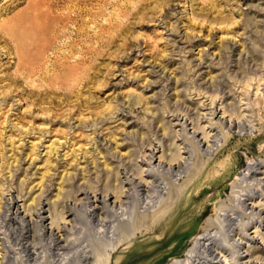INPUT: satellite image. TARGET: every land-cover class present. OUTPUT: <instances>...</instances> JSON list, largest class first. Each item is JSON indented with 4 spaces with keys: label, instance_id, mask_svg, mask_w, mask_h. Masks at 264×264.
<instances>
[{
    "label": "rangeland",
    "instance_id": "rangeland-1",
    "mask_svg": "<svg viewBox=\"0 0 264 264\" xmlns=\"http://www.w3.org/2000/svg\"><path fill=\"white\" fill-rule=\"evenodd\" d=\"M33 14H40L36 23L46 32L36 38L19 31L17 41H10L4 26L30 23ZM68 14L79 21L58 35ZM95 33L103 36L99 43ZM84 45L93 48L89 61L72 65ZM17 46L25 48L21 61ZM242 77L249 88L240 84ZM205 87L210 93L200 95ZM224 92L233 113L247 118V131L233 129L229 118L219 120ZM196 112L209 116L199 121ZM193 114L218 134L211 152L174 125L173 115ZM146 144L166 152L174 169L154 173L156 179L143 175ZM251 164L264 169V0H0V201L13 198L19 207L32 208L33 199L47 191L62 210L82 198L78 188L122 195L114 211H101L103 226L85 216L86 201L78 202L82 217L67 229L72 246L63 252L69 253L66 264H194L206 257L201 245L217 233L225 254L210 264H235L232 245L246 233L256 237L250 244L253 264H264V241L256 236L260 226L264 234V209L245 212L239 203L253 191L257 203L262 200L264 187L241 176ZM126 177L134 184L151 182L149 195L137 194ZM60 191L65 196L58 199ZM229 219L237 221V232H230ZM0 222V264L54 263L46 233L32 229L40 256L34 262L22 252L20 225ZM85 250L90 262L80 258Z\"/></svg>",
    "mask_w": 264,
    "mask_h": 264
},
{
    "label": "bare ground",
    "instance_id": "bare-ground-1",
    "mask_svg": "<svg viewBox=\"0 0 264 264\" xmlns=\"http://www.w3.org/2000/svg\"><path fill=\"white\" fill-rule=\"evenodd\" d=\"M87 1V0H84ZM89 1V0H88ZM96 2V1H95ZM43 5V4H42ZM76 5V4H75ZM36 10V9H35ZM51 10V9H50ZM70 13V12H69ZM90 13V12H89ZM100 13V12H99ZM31 14V13H30ZM87 14V13H86ZM79 15V14H78ZM90 14H87V16H89ZM30 16V15H29ZM61 17V16H60ZM80 17V16H79ZM79 17L75 18L72 17L71 14L66 15V17L64 19H61L59 25L62 23L63 26L61 29L57 30L58 35H60L61 32L66 31L67 28H69V26L71 25H76L79 21ZM90 17V16H89ZM94 17V16H93ZM32 19V22H28V23H23L21 21H17V24H9V25H5L4 26V30L6 31V37L12 41V42H16L18 35H19V31H31L34 33L35 37L37 38L38 35H40L41 33H43L45 31V29H43L42 26H39V24H37L36 22H39L41 19L40 14H33L29 17V19ZM104 18V17H103ZM45 19V18H44ZM49 20V18H47ZM24 21V20H23ZM28 21V20H27ZM31 21V20H30ZM63 21V22H62ZM41 24V23H40ZM47 25V24H46ZM57 25V24H56ZM59 28V27H58ZM106 27L104 25H102L100 27V30L102 31L101 33L105 32ZM80 31V30H79ZM96 31V30H95ZM46 32V31H45ZM77 32V31H76ZM82 32V31H81ZM112 32V31H111ZM32 33V34H33ZM107 33V32H106ZM66 34V33H65ZM80 33H78L79 35ZM96 34V33H95ZM62 35V34H61ZM87 35V34H86ZM104 35V34H103ZM54 36V35H53ZM67 36V35H66ZM71 36V35H70ZM82 36V35H81ZM34 37V40H36V38ZM58 37V36H57ZM75 37V36H74ZM95 37V36H94ZM103 37L101 35L96 34V39L99 43V39ZM79 38V37H78ZM62 39V38H61ZM64 39V38H63ZM69 39V38H68ZM71 39V38H70ZM102 39V38H101ZM100 39V40H101ZM104 39V38H103ZM59 40V39H58ZM84 40V39H83ZM82 40V41H83ZM87 40V39H86ZM73 41V39H72ZM103 41V40H102ZM61 42V41H60ZM70 42V41H69ZM76 42V41H75ZM107 42V41H106ZM59 43V42H58ZM72 43V42H71ZM94 43V42H92ZM65 44V43H64ZM69 44V43H68ZM77 44V43H76ZM103 44V43H102ZM56 45L58 46V44L56 43ZM66 45V44H65ZM79 45V44H78ZM85 45H87V42L85 43ZM82 47V52L80 53L81 58L79 60H77L74 64L72 65H86L87 60L86 56L90 55L91 52H93V48L88 46ZM98 45V44H97ZM104 45V44H103ZM16 46V45H15ZM69 46V45H67ZM66 46V47H67ZM96 46V45H95ZM101 46V45H100ZM14 47V46H13ZM55 47V46H54ZM72 47V46H71ZM75 47V46H74ZM80 47V45H79ZM61 48V47H60ZM69 48V47H68ZM76 48V47H75ZM74 48V50H75ZM25 48L22 47L20 48L19 46H17L15 48V53H16V57L18 58V61H21L24 54L23 51ZM43 49V48H42ZM41 49V50H42ZM51 49V48H50ZM66 49V48H62ZM73 49V48H72ZM71 49V50H72ZM95 49V48H94ZM12 50V49H11ZM53 50V49H52ZM51 50V51H52ZM73 50V51H74ZM54 51V50H53ZM52 51V52H53ZM56 51V50H55ZM54 51V52H55ZM72 51V52H73ZM78 51V50H77ZM81 51V50H80ZM97 51V49H96ZM95 51V53H96ZM43 52V51H42ZM59 52H61L59 50ZM79 53V52H77ZM67 54V53H66ZM72 54V53H71ZM76 54V53H75ZM41 55V54H40ZM78 55V54H77ZM76 55V56H77ZM56 56V55H54ZM53 56V57H54ZM80 57V56H79ZM45 58V56H44ZM66 58V57H64ZM76 58V57H75ZM88 58V57H87ZM32 59V58H31ZM56 59V58H55ZM46 60V59H45ZM70 60V59H69ZM29 61V60H28ZM38 61V59H37ZM72 61V60H71ZM56 62V61H55ZM73 62V61H72ZM28 63V62H26ZM39 63V62H38ZM48 63V62H47ZM46 64V63H45ZM51 64V63H50ZM48 64V65H50ZM25 65V64H24ZM27 65V64H26ZM25 65V66H26ZM34 65V64H33ZM59 65H69L68 69L74 70L72 67H70L71 64H66L65 62L63 63H59ZM81 67L77 68L80 69ZM25 69V68H24ZM38 70V69H37ZM60 70V69H59ZM86 70V69H85ZM36 71V70H34ZM87 73V72H86ZM81 75L83 76V73H81ZM85 75V74H84ZM238 76V75H237ZM236 76V77H237ZM245 79V77H242V80ZM242 80H240V84L244 85L245 87L249 88L250 84H249V79H245V82L242 83ZM83 81V80H82ZM260 83H262V80H259ZM238 83V81H237ZM202 87V86H201ZM209 87V86H208ZM203 91H206L205 94L210 93L209 88H201V90L199 91L200 95L203 93ZM214 91V89H213ZM219 92V91H218ZM214 93V92H213ZM218 94V93H217ZM216 94V95H217ZM215 95V94H214ZM213 95V98H214ZM229 93H222L221 96V107L223 108V112H222V118H220V121H223L224 119L229 118V123L231 124V127L233 129H236L240 132H244L247 131L249 128L246 125L247 122V118L245 117V115L241 112L238 113H233V109L234 106H232L233 104H227L226 103V98H229ZM211 97V95H210ZM225 98V99H224ZM216 99V98H215ZM213 101V100H212ZM233 101V100H232ZM231 101V102H232ZM236 101V100H235ZM216 102V101H215ZM215 102H213V105L215 104ZM241 102V101H240ZM201 105V104H200ZM205 107V106H204ZM241 107V106H240ZM242 108V107H241ZM200 111V110H198ZM206 111V110H205ZM180 112V111H179ZM197 113V112H196ZM173 114V113H172ZM199 114V121H202L204 119V117H206L207 115L209 116V114H200L199 112L197 113ZM183 116V115H182ZM185 116V115H184ZM193 115H188L183 117L182 119L180 118L179 115H173L174 117V121L177 122V124H174L175 126H181L182 131L185 133V135L190 134L189 136H191L190 138L192 139L193 142H196L199 144V148H203L204 152H211L215 146L216 140L218 138V134L214 133V130H211V128H208L207 126H200L198 124V122H196V120L192 117ZM212 116H216V112L213 113ZM200 117H203L202 119ZM217 118V116L213 119L215 120ZM198 121V120H197ZM183 122V123H182ZM196 122V123H195ZM200 123V122H199ZM202 123V122H201ZM173 127V124H172ZM191 127V128H190ZM190 128V129H189ZM173 129V128H172ZM174 131V130H172ZM175 134V133H174ZM177 137V136H176ZM145 138V137H144ZM142 138V140L144 139ZM188 138V137H186ZM141 140V141H142ZM165 138L161 136V140L159 141V144L161 145L160 148H164L165 146L163 145ZM168 141V140H167ZM153 142V141H152ZM155 143V142H154ZM158 144V145H159ZM167 145V144H166ZM143 146V145H142ZM146 146H148V144H146ZM146 146H144L146 148ZM173 146V144H172ZM139 147V146H138ZM143 147V148H144ZM149 147V146H148ZM168 147V145H167ZM179 147V146H178ZM150 148V147H149ZM141 149V148H140ZM178 149V148H177ZM185 149V148H184ZM145 150V149H144ZM156 147H154V145H151V148L147 151H149V154H147L145 156L146 160L143 161V163L145 164L146 167H148L147 170H145L144 172H142V174H146V176L149 179L155 178V174L160 175L163 171H165L166 167H168V172L172 171L174 169V166L172 164V159L169 160V158L167 157L166 152L162 151V152H157L156 151ZM164 150V149H163ZM182 150V149H181ZM137 152V151H136ZM182 152V151H180ZM168 153V152H167ZM170 153V152H169ZM168 153V154H169ZM183 153V152H182ZM186 153H189L186 152ZM181 154V153H180ZM145 155V154H144ZM143 155V156H144ZM136 156V154H135ZM169 156V155H168ZM142 157V156H141ZM177 159V158H176ZM122 160V159H121ZM175 159H173L174 161ZM180 160V159H179ZM189 160V158H188ZM185 161V159H184ZM178 162V159H177ZM181 162V160H180ZM122 164V163H121ZM127 164V163H126ZM175 164V163H174ZM178 165V163H176ZM175 164V165H176ZM180 164V163H179ZM189 164V163H188ZM130 166V165H128ZM14 170V169H13ZM120 171V170H119ZM118 171V172H119ZM177 171V170H176ZM181 171V170H180ZM11 173V172H10ZM121 173V172H120ZM137 173V172H136ZM179 173V172H178ZM181 173V172H180ZM15 174V173H14ZM16 176V175H15ZM97 176V175H96ZM112 176V175H111ZM115 176V175H114ZM118 176V175H116ZM138 176V175H137ZM244 180L246 182L248 181H252L253 183H256V187L257 189H262L264 187V179H262V177L264 178V169L261 167V165H256V164H251L250 167H248L243 174L241 175ZM262 176V177H261ZM107 177V176H106ZM130 177V175H129ZM143 177V176H142ZM241 177V178H242ZM115 178V177H114ZM140 178V177H139ZM138 178V179H139ZM109 179V177L106 179V181ZM116 180H120L115 178ZM127 181L134 186L135 191L137 194L147 197V195H149V187L148 185H151V182L145 180L144 178H141L140 181L137 184H134V180H130L129 178H127ZM156 179V178H155ZM154 179V180H155ZM159 179V178H158ZM110 180V179H109ZM73 183H75V179L72 180ZM105 181V182H106ZM156 181V180H155ZM104 182V183H105ZM66 183V182H65ZM72 185V188L75 187L74 184ZM103 183V182H102ZM109 183V181H108ZM152 183H154L152 181ZM89 184V183H88ZM117 184V183H116ZM120 184V183H119ZM122 184V183H121ZM157 184V183H156ZM158 184H160L158 182ZM247 184V183H246ZM106 185V183H105ZM88 186V185H87ZM155 186V185H154ZM153 186V187H154ZM52 187V185H51ZM78 187V186H77ZM104 187V185H103ZM112 187V186H111ZM132 187V186H131ZM159 187V186H156ZM255 187V188H256ZM122 188V187H121ZM253 188V190L255 189ZM10 189V187H9ZM64 190V189H63ZM73 190V189H72ZM77 190V189H76ZM75 190V191H76ZM12 192V191H11ZM254 192V191H253ZM251 193L250 195L248 194L246 197V202L241 203L242 199H244V197H240L239 198V203L242 207V209L245 212H255L257 209L263 208L264 209V191L262 192V194H260V197H262V200L260 202L257 203V198L255 195H253L254 193ZM48 192L44 191L43 193H41V195L37 198L33 199V204L34 207L32 208H28L26 207V205L24 204L22 207H19L18 202L15 201V199L10 198V199H6V197H3V199L0 201V218H5V221H7L9 224L15 226V225H20L21 228V238H22V242L25 243H21L20 245L22 246V252L24 251V254L26 255V257L30 260V261H36V249L35 247H33V243L35 242V234H33L32 229H37L39 231H41L42 233H46L45 235L51 240L52 244L54 245V248H52L53 250V256L58 258H55L54 263L53 262H49L47 264H66L65 262L67 260H69V253L67 254H63V252H67L72 245H70V241L69 239L66 237V232L68 231L67 229H69V226H72V229H74L76 227L77 224H79L80 219L82 217V215L80 213H78L76 207L78 202L82 203L84 205V201H86V205L88 208H86L84 211L85 216H87L90 221H96L100 226L105 223V220L102 219L101 214H102V210L108 208L109 206L113 207V211L115 210V206L118 202V200L121 198L122 195H120V193L118 192H114L112 195V192H108V191H104L102 192L100 195L97 194L96 192L94 193V191H88V190H83V189H79L77 190V194L80 195V197L82 198H76L75 199V203H73L72 205H66L62 206V210H58L59 207H61V204L58 203V201H53L52 199H48L46 198V194ZM117 193V194H116ZM127 193V191H126ZM260 193V192H259ZM258 193V194H259ZM6 195V194H5ZM20 195V194H19ZM28 195V194H26ZM68 195V194H67ZM71 195V194H70ZM112 195V196H111ZM127 195V194H126ZM130 195V194H128ZM61 196H65V194L63 195L60 191V194L57 196V198L59 199ZM22 198V197H21ZM20 197L17 198L21 199ZM124 198V197H123ZM44 199V200H43ZM67 199V197H66ZM112 199H114L112 201ZM122 199V198H121ZM62 200V198H61ZM64 200V199H63ZM68 200V199H67ZM170 200V199H169ZM60 201V200H59ZM252 202V204H249L248 202ZM120 202V201H119ZM118 202V203H119ZM168 203V202H167ZM172 203V202H170ZM2 204V206H1ZM65 204V203H64ZM67 204V203H66ZM123 204V203H122ZM121 204V205H122ZM79 205V204H78ZM168 205V204H167ZM119 206V205H118ZM46 207H48V209L46 210ZM111 207V208H112ZM121 207V206H120ZM21 209H25V211H23L21 213ZM81 209V208H80ZM107 210V209H106ZM112 210V209H111ZM102 211V212H101ZM107 212V211H105ZM104 212V213H105ZM110 212V210H109ZM112 212V211H111ZM263 212V211H262ZM48 213L49 216H45V214ZM258 213V212H257ZM106 214V213H105ZM108 214V213H107ZM260 215V214H258ZM257 215V216H258ZM258 220L260 224L262 222V218L260 216H258ZM217 221L221 223V228L224 229L225 226L224 224L219 220V218H217ZM228 223V227L230 232L235 233L237 232V230L235 229V227L237 226V221L234 219H229L228 221H226ZM1 223V222H0ZM179 223H182L181 221ZM178 223V225H179ZM3 224V223H2ZM175 225V224H174ZM4 226V225H3ZM2 227V226H1ZM0 227V235H2V228ZM16 227V226H15ZM105 227V226H104ZM261 227V226H260ZM257 229L256 231V236L261 237L262 240L264 241V234H262L261 230ZM13 228V227H12ZM106 228V227H105ZM15 229V228H14ZM17 229V228H16ZM180 230V229H179ZM239 230V229H238ZM9 231V230H8ZM175 233L174 230H172L171 234ZM40 234V233H39ZM178 234H183V231H178ZM218 234V233H217ZM217 234L215 236H210V238L208 240H204L205 242L201 245V248L204 250V253L206 254V257L200 259L198 258L197 261L193 262L194 264H210V262L212 260H217L219 258L220 255L225 254V250L221 249L219 247L220 244H218L219 242H217ZM7 235V234H6ZM40 236V235H39ZM5 237V236H4ZM256 237L254 238H250L248 233H246L242 239L239 240H234V243L232 245V247L234 248V252L236 253V263L235 264H250L252 262V253L254 252L253 247H250L252 241L254 242ZM235 239V238H234ZM4 240L3 238H0V241ZM243 240H247V244L244 245L243 244ZM201 244V243H200ZM3 246L4 243H0V246ZM33 245V246H32ZM101 245V244H100ZM88 246V245H87ZM107 248V247H106ZM246 249L245 253L246 254V258H243V253L242 251ZM72 250V249H71ZM84 250V249H83ZM221 250L220 254H217V252ZM232 250V249H231ZM86 251V250H85ZM85 251H81L82 253H80V258L84 261L90 262V253L89 252H85ZM233 252V253H234ZM234 253V254H235ZM42 254V253H41ZM68 258H67V256ZM77 255V253H76ZM2 256V257H1ZM44 256V255H43ZM4 256L0 253V258H3ZM60 257V258H59ZM95 257L96 259L97 257V253H95ZM23 258V257H22ZM40 259V256L37 257ZM225 258V262L229 263L228 261V257H223ZM4 259V258H3ZM38 259V260H39ZM42 259V258H41ZM54 259V258H53ZM23 260V259H22ZM25 260V259H24ZM23 260V261H24ZM247 260V261H245ZM173 261V260H172ZM38 262V261H36ZM41 262V261H40ZM29 263V262H28ZM174 263V262H173ZM95 264V263H94ZM176 264V263H175Z\"/></svg>",
    "mask_w": 264,
    "mask_h": 264
}]
</instances>
